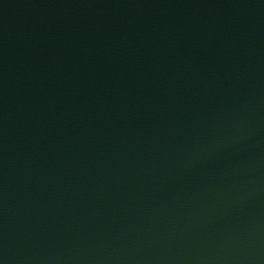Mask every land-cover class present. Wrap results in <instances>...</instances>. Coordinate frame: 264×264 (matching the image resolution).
<instances>
[{
    "label": "water",
    "instance_id": "95a60500",
    "mask_svg": "<svg viewBox=\"0 0 264 264\" xmlns=\"http://www.w3.org/2000/svg\"><path fill=\"white\" fill-rule=\"evenodd\" d=\"M0 264H264V0H0Z\"/></svg>",
    "mask_w": 264,
    "mask_h": 264
}]
</instances>
